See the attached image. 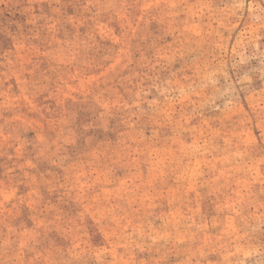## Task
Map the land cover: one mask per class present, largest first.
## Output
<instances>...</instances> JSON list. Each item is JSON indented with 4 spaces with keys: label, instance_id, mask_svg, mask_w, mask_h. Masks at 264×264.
<instances>
[{
    "label": "rangeland",
    "instance_id": "obj_1",
    "mask_svg": "<svg viewBox=\"0 0 264 264\" xmlns=\"http://www.w3.org/2000/svg\"><path fill=\"white\" fill-rule=\"evenodd\" d=\"M0 264H264V0H0Z\"/></svg>",
    "mask_w": 264,
    "mask_h": 264
}]
</instances>
